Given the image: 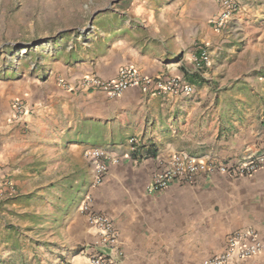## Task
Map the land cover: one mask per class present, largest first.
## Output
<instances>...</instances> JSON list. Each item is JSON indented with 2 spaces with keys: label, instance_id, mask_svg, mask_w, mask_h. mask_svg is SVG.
Returning <instances> with one entry per match:
<instances>
[{
  "label": "crops",
  "instance_id": "obj_1",
  "mask_svg": "<svg viewBox=\"0 0 264 264\" xmlns=\"http://www.w3.org/2000/svg\"><path fill=\"white\" fill-rule=\"evenodd\" d=\"M74 1L0 4L25 10ZM138 1L124 17L123 0H78V9H97L89 33L49 43L33 74L12 84L16 99L0 121V264H85L101 253L110 264H202L236 232L253 229L264 243V168L148 191L162 164L180 153L231 165L264 155V0H245L223 31L212 23L217 0ZM204 50L210 65L198 70L194 59ZM125 66L150 78L180 77L194 93L132 88L110 98L76 89L86 77L116 80ZM16 100L31 111L20 121ZM91 148L120 158L98 187L84 158ZM88 195L112 219L122 255L97 247L99 235L80 211ZM233 264H264V250Z\"/></svg>",
  "mask_w": 264,
  "mask_h": 264
},
{
  "label": "built area",
  "instance_id": "obj_2",
  "mask_svg": "<svg viewBox=\"0 0 264 264\" xmlns=\"http://www.w3.org/2000/svg\"><path fill=\"white\" fill-rule=\"evenodd\" d=\"M221 12L213 20V26L217 31H223L229 21L236 15L238 8L245 0H217ZM196 69L203 70L210 65L208 50H204L200 57L194 59ZM66 88L72 85L60 81ZM141 88L144 93L159 95L163 97H185L194 93V86L180 77H158L150 78L144 76L134 66L122 67L116 80L105 81L97 77H86L76 84V89L86 91H101L110 98H118L127 90ZM29 107L20 100L12 103L14 120L20 121L30 113ZM130 145L137 146L138 140L131 139ZM84 158L94 169L93 187L100 186L106 174L113 165L120 163V158L111 152L91 148L84 152ZM264 168V155L253 157L240 165L220 164L217 161H206L187 153L173 156L169 161L163 163L161 168L153 175L148 186V191L158 193L167 190L175 182L193 181L198 175L218 172L229 176L251 175ZM80 211L87 216L91 226L97 231L99 239L96 243L99 248H106L108 252L122 255L117 248L118 234L112 219L94 209L91 195H88L80 205ZM264 250V243L260 240L258 232L246 229L232 234L227 242L226 249L218 254L212 255L202 264H233L244 260H253ZM85 264H110V255L101 253L89 257Z\"/></svg>",
  "mask_w": 264,
  "mask_h": 264
},
{
  "label": "rangeland",
  "instance_id": "obj_3",
  "mask_svg": "<svg viewBox=\"0 0 264 264\" xmlns=\"http://www.w3.org/2000/svg\"><path fill=\"white\" fill-rule=\"evenodd\" d=\"M106 1L93 0V3L99 6ZM123 1L121 11L127 13L124 17L133 15L136 10H131V0ZM149 1L167 3L173 0ZM77 2L53 3L55 8L49 7V3H42L38 4L40 8L30 6L25 10L15 9L13 3L0 4V121L7 115V107L16 99L12 94V84L22 81L30 72L33 74L34 67L40 66V58L45 55L42 50L49 43L64 40L68 35H80L88 28L90 18L97 9H78ZM2 252L0 246V261Z\"/></svg>",
  "mask_w": 264,
  "mask_h": 264
}]
</instances>
